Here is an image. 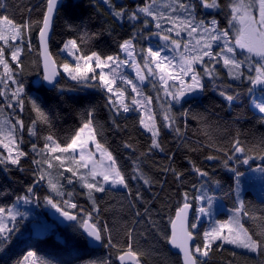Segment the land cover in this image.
Returning <instances> with one entry per match:
<instances>
[{
	"label": "trees",
	"instance_id": "16d2710c",
	"mask_svg": "<svg viewBox=\"0 0 264 264\" xmlns=\"http://www.w3.org/2000/svg\"><path fill=\"white\" fill-rule=\"evenodd\" d=\"M144 3L145 0H109V2L63 0L54 20L50 40V50L59 68L69 61L68 53L63 49L65 42L73 38L78 39L84 33L89 34L86 42L81 43L78 39V43H81V50L85 54L96 51L102 56L119 54L122 58L123 53L119 44L130 38L134 31L142 28L143 25L139 22L134 24L126 17L123 21L117 20L112 15L111 5H115L116 9L126 8L132 11ZM169 3H173V0H157L158 6L163 11H167L166 5ZM227 3L228 0H221V4L225 7L211 13L218 19L222 28L228 27ZM0 5H3L0 6V16L7 15L17 24L31 25L22 45L21 41L12 42L13 45H21L24 48L21 56L23 69L17 73V79L24 86L22 94L25 100L24 111L7 108L6 102L0 100V107L4 108L3 116H8L13 122L17 117L24 120V143L21 147L28 156L21 159L23 171L17 166L0 165V207H11L16 204V197L25 195L27 187L36 180L34 175L36 165L32 161L39 157L32 152L31 144L35 142L42 146L43 137L50 133L61 145L68 143L88 118V111L94 110L93 121L99 133L97 139L116 157L132 193L129 195V189L106 186L104 193H95L101 208L100 223L107 225L114 243L126 245L127 229L133 228V246L143 253L144 264H182L180 256L170 250L167 237L170 236V224L176 211L185 202L184 193H188V202L193 206V215L200 203L193 197L205 191L213 197L216 209L221 208L217 215L219 219L227 220L230 218V213L239 205L236 176L229 170L232 167L242 173L239 177V195L245 202L246 210L252 214V216L240 214L242 223L253 232L264 229V187L252 184L256 181L254 178L258 179L260 176L257 169L264 167V160L259 158L264 155V115L250 105L252 92L247 91L251 87L250 82L231 79L224 66H221V63L217 65L220 76L215 83L205 77L203 91L190 93L178 105H172L170 115L183 135L178 137L173 129L165 127L166 121L158 113L156 121L160 128V141L165 150L161 152L159 149H153L148 152L151 134L139 123L142 118L139 111L131 110L128 113L120 111L119 115H116V110L111 108L108 102L110 94L100 87H92L85 91H69L76 88L78 83L61 68V78L55 87L48 88L44 84L37 39L47 0H0ZM197 15L199 18H211L208 10L199 7ZM149 26L137 36L135 41L137 50L145 49L151 33L159 31L154 29L152 24ZM165 27L169 25L165 24ZM93 33L96 35L93 36ZM29 39L31 51L28 48ZM0 47H4L8 55L9 47L3 42H0ZM9 62L14 64L10 56ZM205 63H208L207 58ZM202 67L203 65L198 67L201 74H203ZM135 84L144 97H152L154 104L156 98L150 89L151 83L141 84L137 79ZM155 85L158 86L157 83ZM221 91L228 94L239 93V96L230 103L220 95ZM32 100L39 104L51 121L50 127L37 123L36 137L29 136L27 132L31 121L36 119V113L31 108ZM185 112L188 113L187 116L184 115ZM237 138L253 157L248 164L242 162L244 155L234 153L233 142ZM126 143L131 144L132 148L125 147ZM209 156L214 159H207ZM229 156H233V159L228 160ZM225 160H228V167H225ZM193 164L209 175L199 176L193 170ZM137 166L141 169V173L133 172ZM170 167L183 172V176L177 180L171 171H165ZM54 169L63 171V169ZM65 174L71 176V173L64 172V176ZM134 174L138 176L142 174L144 178L150 180V183L145 184L143 179H131ZM53 177L63 182L61 184L66 193L65 198H61L59 203L70 200L78 205V209L92 212V202L78 177H73L72 184H68L59 174ZM35 190L40 204L50 193L46 181H41ZM137 192L140 193L141 198H137ZM204 204L207 206L206 202ZM68 210L74 214L77 212L76 209ZM136 212L141 215L137 216ZM79 215L83 216V212ZM207 222L205 221L204 224ZM52 224L54 227L49 228ZM75 224L76 222L59 225L46 213V216H42V221L39 220V225L48 227L46 232L35 234L33 221L24 219L20 221V231L15 234L9 246L11 251L4 255L3 259L7 264H14L28 251H35L37 258L47 261L48 264H92V262L102 264L103 261L119 264L118 250L107 243V237L100 245L90 247L86 235L78 226L74 227ZM195 233L197 234L195 244L202 246V229ZM220 243L217 241L213 244V250L207 257L197 256L200 264H230V262L259 264V261L264 259L255 253L244 252L227 244L218 249L217 245ZM233 253L236 255L234 256Z\"/></svg>",
	"mask_w": 264,
	"mask_h": 264
},
{
	"label": "snow or ice",
	"instance_id": "6c2138e0",
	"mask_svg": "<svg viewBox=\"0 0 264 264\" xmlns=\"http://www.w3.org/2000/svg\"><path fill=\"white\" fill-rule=\"evenodd\" d=\"M105 2H109V0H105ZM58 3L59 0H47L46 11L41 22L42 27L39 30L44 58V79L50 84H54L55 77L59 75L55 71V60L48 50V34ZM111 7L113 8L112 15L117 20L123 21L126 17L128 21L134 24L139 22L143 25L142 28L134 31L130 38L119 44V48L126 54V58L121 59L119 54L102 56L96 51L85 54L81 50V43L86 42L89 34L84 33L78 38L81 43H78L77 38L65 42L63 49L67 50L69 55L73 57L74 63L65 62L62 64V68L73 81L89 87H100L109 93L108 102L110 107L116 110V115H119L120 111L128 113L132 110L130 105L125 102V90L117 86V79L119 78L131 85L132 92L136 93V96L131 100V105H139L144 109V116L139 123L151 134V145L148 152L153 149H159L161 152L165 150L160 141V128L155 119V114L149 107L152 104V97L136 98L141 96V92L131 79L121 76L119 69L122 66L128 65L135 68L140 81L148 78L145 72L157 76L165 96L171 97L172 101L177 103L190 93L203 91L205 77L215 83V80L220 76L215 66L221 62L228 69V76L231 79L250 82L253 87L247 89L249 93L253 92L254 87H260L264 92V0H228L226 5L229 10L227 28L220 27L218 19L211 15L213 11H219L225 7L221 4V0H173V3L166 5L167 11L160 9L157 0H145L143 5H138L132 11H128L126 8L116 9L115 5H111ZM198 7L208 10L211 18H199L197 15ZM150 24L159 30L151 33V35L159 37L165 44L155 50L152 47L141 49V63L137 60L135 41L137 36L142 34ZM165 24L170 26L165 27ZM30 28V24H17L7 15L0 16V42H3L10 49L6 55L5 48L0 47V69H2L0 70V97L6 101L7 108H18L20 112L24 111L25 100L22 96L24 86L17 79V73L23 69L21 56L24 48L21 45ZM230 30H234V36H230ZM172 33H175V38ZM182 33H186L189 38L197 37L195 44L192 43L191 39L182 44ZM92 35L95 36L96 34L93 33ZM14 41H21V45H13L12 42ZM214 45H219L218 51L213 50ZM169 47L173 52L180 53L179 59L163 54L165 49ZM28 48L31 51L30 39ZM237 49L246 53L242 59L238 58ZM9 56L14 64L9 62ZM205 58L208 59V63H205ZM197 65L204 66L203 74L198 70ZM169 81H178L179 87L175 83L170 85ZM10 85H15V87L10 88ZM153 86L155 87V84ZM220 95L231 103L238 98L239 93L228 94L221 91ZM255 107L264 114V102L256 103ZM31 108L36 113V119L31 121L27 132L29 136L36 137L38 135L37 123H43L50 127L51 121L35 100L31 101ZM3 111L4 108L0 107V147H3L7 154L0 153V165L17 166L19 170L23 171L21 159L28 156V153L21 147L24 143L25 123L19 117L15 118V122L12 119L2 118ZM87 115L88 118L76 130L68 143L61 145L50 133L43 137L42 146L35 142L31 144L32 152L35 153L36 157H39L32 161L36 165L34 171L36 180L27 187L26 194L17 196L16 200L18 202L23 201L25 204L38 202L39 197L35 189L41 181H46L53 193L63 197L64 192L61 191L63 185L59 182H53L52 174L49 172V169L53 168L63 169L59 175L68 184L74 182L73 177H78L81 186L87 189V196L92 202V212L78 209V205L70 200H64L63 206H61L49 196L44 198L46 202L56 208L66 220L76 222L74 227L78 226L92 240L103 243L107 237V243L118 250L117 259L120 264H144L143 253L133 246V228L127 229L128 243L118 245L114 243L107 225L100 223L101 208L97 203L95 193H104L106 191L105 185L122 186L129 189V195L132 193L127 177L118 165L116 157L97 139L99 133L93 121L94 110H89ZM184 115L187 116L188 113L185 112ZM164 120L166 121L165 127L173 129L178 137L183 135L181 129L175 126V121L171 115L165 113ZM113 124H115V120H113ZM90 145H94V149ZM124 146L132 148V145L128 143ZM233 149L234 153L245 156L242 161L244 164H248L253 158L238 138L233 142ZM97 153H99V160L96 159ZM259 158L264 160V155ZM207 159L211 160L214 157L209 156ZM231 159L233 156L228 157V160ZM228 160H225V167H228ZM81 169L87 171L81 172ZM193 170L201 177L209 175L208 172L201 170L194 164ZM229 170L236 176V189L237 194H239V177L242 173L234 167ZM257 170L264 172V167ZM165 171H171L177 180L183 176V172L177 171L173 167L167 168ZM64 172L71 173V176L65 177ZM133 172L141 173V169L137 166ZM131 179H143L145 184L150 183V180L144 178L142 174L139 176L134 174ZM136 195L137 198H141L139 192ZM184 199L183 206L177 210L175 219L171 221L172 232L167 237L169 243L183 253V264H200L197 254L207 257L213 250V244H216L217 241L221 242L217 245L218 249L223 248L225 244L234 245L255 253L259 257H264V229L253 232L244 226L240 214L243 216H252V214L246 210L243 200L239 201L232 217L228 220L216 221L213 227L202 233L204 243L201 246L193 243L197 238V234L193 230L197 229L198 223L188 220V212L192 208V204L188 202L187 192L184 193ZM193 199L202 205L198 210L200 215L210 216L212 214L213 197L209 196L207 192L202 191ZM205 202L207 207L203 206ZM68 209H76L77 212L74 214ZM80 212H83V216L79 215ZM136 215L139 216L141 213L136 212ZM26 218L27 213L20 212L15 204L11 207H0V264H7L3 256L11 251L9 246L15 234L20 231V221ZM233 255L235 256L236 253ZM14 264H48V262L39 260L35 251H28ZM102 264H110V261H103ZM259 264H264V259L260 260Z\"/></svg>",
	"mask_w": 264,
	"mask_h": 264
},
{
	"label": "rangeland",
	"instance_id": "374dc122",
	"mask_svg": "<svg viewBox=\"0 0 264 264\" xmlns=\"http://www.w3.org/2000/svg\"><path fill=\"white\" fill-rule=\"evenodd\" d=\"M153 28L156 29L154 27V25H153ZM154 32H156V31H154ZM172 35L175 38V33H172ZM234 35H235L234 30H230V36H234ZM196 38L197 37L189 38L187 36V34L182 33L181 43L183 44L187 40L191 39L192 40V43L195 44V39ZM164 44L165 43H161V42H159V43L158 42H151L150 40H147L145 49L147 47H152L155 50L157 48L163 47ZM215 49H217V51H218L219 50V45H214L213 46V50L215 51ZM65 53H68V51L65 50ZM137 54H138L137 55V60H139L142 63V59H141L142 53L140 52V49L137 50ZM163 54L164 55H167L169 57L175 56L177 59H179V55H180L179 52H173L171 50V47L165 49V51H164ZM244 54H246V53H242L241 50L237 49V56H238V58H241L242 59ZM68 56H69L68 63H74V59H73V57L71 55H69V53H68ZM125 58H126V54L123 53L121 59H125ZM130 63H131V61H130ZM219 64H216V66L219 65ZM222 65H223V63L221 62V66ZM200 66H202V65H197V68L200 67ZM203 67H202V69H203ZM60 68L63 70L62 65L60 66ZM225 69L228 72V69L227 68H225ZM245 69H246V67H245ZM0 70H2V69H0ZM216 70H217V68H216ZM97 71H99V70H97ZM245 71H246V74H247V69ZM119 72H120V74H121L122 77H124L126 79H131L134 83H137V79L139 80L138 76L136 75L135 68H133L131 66L124 65V66H122L119 69ZM252 74L254 75V73H252ZM145 75H147L148 78L146 80H144V81H140L139 80V83H141V84H147L148 82L151 83L152 86H150L151 87L150 89L153 91V94L155 95V98H156V101L154 102V104H151L149 107L151 108V111L155 114V119H156V116L158 115V113H160L161 117L164 119L165 113H168L170 115V112L172 111V105L173 104H177L178 105L180 102L177 103L175 101H172L171 97H166L165 96L164 91H163L162 84L158 80V77L157 76L149 75L146 72H145ZM155 83H157L158 86L155 85V87H154L153 85ZM174 83L176 84L177 87H179V82L178 81H176V82L169 81V84L170 85H172ZM117 86H119V87H121V88H123L125 90V92H126L125 102L130 105V107L132 108V110H137V111H139L141 113L142 116H144V109L143 108H141L139 105H131L132 98L136 96V93L132 92L131 85H128L123 80H121V79L118 78L117 79ZM12 87H15V85H10V88H12ZM137 88H138V86H137ZM89 89H92V87H89V86H87L85 84L78 83V85H77L76 88L69 89V91H71V92H77V91H85V90H89ZM198 92H200V91H197V92H194V93H198ZM9 95H10V91H9ZM136 98L137 99H143L144 98V94L141 92V96L136 97ZM113 99L115 100V97H113ZM0 100L5 101L3 97H0ZM258 102H264V92L254 91L253 90V92H252V98L250 100V105L257 112H259V110L255 107V104L258 103ZM117 104H118V101H117ZM169 105H171V107H169ZM2 118L10 119V118H8V116H3V115H2ZM90 147H92L94 149V145H90ZM0 153H4L5 155L7 154L6 153V150L3 147H0ZM96 159L97 160L100 159L99 153H97ZM86 171H87L86 169H83V172H86ZM49 172H51L52 176H54V175L59 174L60 171L53 168V169H49ZM258 172H259L260 176L258 177V179L254 178L256 181H253L252 184L257 185L259 187H264V172H260V171H258ZM253 175H254V173H252V176ZM67 176L68 175L65 174V177H67ZM255 176H256V172H255ZM52 179H53V182H59V184L63 183L62 181H60V179L58 180L55 177H53ZM105 186L106 187H111V188H117V189H123L124 188L122 186H112V185H105ZM48 188H49V186H48ZM49 190H50V193L46 197H49L50 196L54 200V202H56L58 204H62L63 202L62 203L61 202L59 203V201L66 194L65 193V190L63 189V187L61 188V191L64 192V196L63 197L57 196L55 193H53L51 191L50 188H49ZM86 191H87V189H86ZM69 198H70V196H69ZM237 200H238V204H239V201L242 200V197L239 194H238ZM15 205H16V208L20 212L27 213V218L25 220H31V221H33V226L35 227V230H34V233L35 234H43V233L46 232V230H47L48 227L47 226H41V225H39V220L42 221V216H46V213L48 214V211L50 209L54 208V207H52L51 205H49L46 202L45 199L42 200L41 204L39 203V201L38 202L28 203V204L23 203V201H19V202L17 201ZM201 206H202L201 203H199V205L196 208V210L194 212V215H193V221H196L198 223L197 229H195L193 231L194 232H198L199 229L201 228L202 229V233H203L205 230L213 227L216 221H218V220L223 221V219H219V217L217 216L218 213H219V211L221 210V208L219 207L218 209H216L214 202L212 204V209H211V213L212 214L210 216H208V215H200L199 214V211L198 210H199V208ZM203 206L204 207H207V206H205V204ZM233 215H234V212L230 213V216L229 217H232ZM205 221H208V222L204 224ZM52 227H54L53 224L49 226V228H52ZM203 243H204V241H203V236H202V245H203ZM229 246H231V247H233L235 249L244 251V252H248L247 250H244V249L235 247L234 245H229ZM248 253H251V252H248ZM197 256L198 257H201V258L204 257V256H202L200 254H197Z\"/></svg>",
	"mask_w": 264,
	"mask_h": 264
},
{
	"label": "water",
	"instance_id": "95a60500",
	"mask_svg": "<svg viewBox=\"0 0 264 264\" xmlns=\"http://www.w3.org/2000/svg\"><path fill=\"white\" fill-rule=\"evenodd\" d=\"M62 2H63V0H59L58 6H57V8H56V10H55V12H54V14H53L52 23H51V29H50L49 34H48V50H49L50 53H51V50H50V40H51L52 33H53V24H54V20H55V18H56L57 12H58V10H59V8H60ZM149 39H150L151 41H154V42L165 43L164 41L160 40L159 37H157V36H155V35H151V36L149 37ZM37 42H38V47H39V52H40V59H41V67H42V74H43V81H44V84H45L48 88H53V87H55V86L57 85V83L59 82V80H60V78H61V72H60L59 65L57 64V62H56L54 56H53L52 53H51V56H52V58L55 60V64H56L55 71L58 72L59 75H57V76L55 77V83H54V84H50L48 81H46V80L44 79V75H45V69H44V58H43V55H42V51H43V49H42V46H41V42H40V38H39V33H38V39H37ZM251 87H253V86L251 85ZM253 90H254V91H260V92H262V89H261L260 87H254ZM182 206H183V205H182ZM182 206H181V207H182ZM176 212H177V211H176ZM48 216H49V218H50L51 220L55 221V222H56L57 224H59V225H67V224L74 223L73 221H68V220H66V219L60 214V212L57 211L56 208H52V209H50V210L48 211ZM175 216H176V213H175V215H174V217H173L172 220L175 219ZM192 216H193V206H192V208H191V209L189 210V212H188V220H189V222H191V220H192ZM82 231H83V230H82ZM171 232H172V226H171V224H170V235H171ZM83 233H84V232H83ZM84 234H85V233H84ZM85 235H86V234H85ZM86 237H87L88 245H89L90 247H96V246H98V245L101 244V242L94 241V240H92L90 237H88L87 235H86ZM195 242H196V240H195L193 243L195 244ZM168 246H169L170 250H171L173 253L178 254V255L180 256V258H181V262H182V264H183V253L181 252V250L178 249V248H176L175 246H173L171 243H169V241H168ZM118 263L120 264V261H119V260H118Z\"/></svg>",
	"mask_w": 264,
	"mask_h": 264
}]
</instances>
